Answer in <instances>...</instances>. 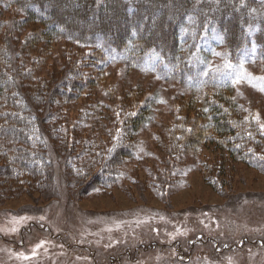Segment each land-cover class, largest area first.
<instances>
[{
	"label": "rangeland",
	"instance_id": "1",
	"mask_svg": "<svg viewBox=\"0 0 264 264\" xmlns=\"http://www.w3.org/2000/svg\"><path fill=\"white\" fill-rule=\"evenodd\" d=\"M23 19L18 7L0 6V21H5L0 47L14 33L23 40L31 32L28 23L20 30L11 23ZM39 48L31 57L43 44ZM50 48L53 64L47 62L46 69L76 64L94 80L68 115L70 122L90 115L80 138L95 137L100 127L96 137L111 148L135 105H150L148 121L133 138L136 152L115 167L120 175L108 174L110 181L102 180L97 164L90 173L98 177H88L90 184L81 187L78 172L67 175L66 163L64 168L53 162L57 196L52 191L44 196L0 176V264H264L263 168L251 157L246 163L231 159L215 144L200 154L187 153L179 138L183 131L173 130L201 123L206 97L219 95L232 97L264 132V57L257 58L249 47L233 62L222 35L210 28L193 55L196 74L188 84L170 78L166 69L155 70L156 57L140 68L103 59L95 46L67 39L55 40ZM206 77L233 86L201 90ZM92 156V161L105 158L97 152ZM220 165L224 173L210 170ZM212 172L214 179L207 175ZM64 176L74 182L70 193L65 184L61 189Z\"/></svg>",
	"mask_w": 264,
	"mask_h": 264
},
{
	"label": "trees",
	"instance_id": "2",
	"mask_svg": "<svg viewBox=\"0 0 264 264\" xmlns=\"http://www.w3.org/2000/svg\"><path fill=\"white\" fill-rule=\"evenodd\" d=\"M0 6L6 10L18 7L24 19L11 23L17 30L22 23H28L31 30L23 40L15 35L18 33L12 34L0 47V176L44 196L51 191L57 196L56 162L64 168L66 163L67 175L78 172L81 187L90 184L88 177L94 179L100 173L104 175L102 180L107 181L108 174L120 175L115 167L136 152L133 138L147 123L150 108L147 103L130 108L132 112L123 118V127L118 139L110 142L111 148L96 137L100 127L93 132L95 137L80 138V132L89 127L90 115L74 122L69 121L68 115L71 104L80 100L86 90L93 89L94 80L78 70L76 64L45 68H49L47 62H52L50 47L55 40L89 44L100 51L103 59L127 61L140 68L156 57L155 70L166 69L170 78L178 77L188 84L196 74L193 55L210 28L222 35L233 62L240 61L249 47L257 58L264 57V0H0ZM4 23L0 21V33ZM185 30L189 32L187 37L182 33ZM183 38L187 42L185 48ZM41 44L44 49L31 57ZM42 72L46 77L40 75ZM212 86L230 91L233 83L203 78L201 90ZM126 98H122L124 102ZM199 112L201 123L173 129L183 131L179 138L186 142V152L200 154L215 144L214 148L225 149L231 159L240 158L246 163L251 157L257 168L264 170V132L251 116L239 111L232 97L208 96ZM250 139L255 141L252 146ZM78 144L83 146L81 150ZM96 152L105 158L92 161V153ZM97 164L100 173L95 176L90 171ZM221 168L220 165L210 170L221 174L225 172ZM207 175L217 177L213 172ZM64 177L61 189L65 184L70 193L74 182Z\"/></svg>",
	"mask_w": 264,
	"mask_h": 264
}]
</instances>
